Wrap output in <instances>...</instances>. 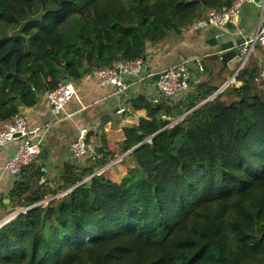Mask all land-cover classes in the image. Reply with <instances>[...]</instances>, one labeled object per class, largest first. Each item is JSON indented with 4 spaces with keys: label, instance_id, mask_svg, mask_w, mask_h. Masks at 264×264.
Wrapping results in <instances>:
<instances>
[{
    "label": "trees",
    "instance_id": "obj_1",
    "mask_svg": "<svg viewBox=\"0 0 264 264\" xmlns=\"http://www.w3.org/2000/svg\"><path fill=\"white\" fill-rule=\"evenodd\" d=\"M234 0H0V122L36 104L66 78L114 61L147 59L152 45L192 28L207 7ZM41 21L12 31L30 14ZM234 80L200 71L177 99L138 108L116 158L66 162L42 180L25 167L0 195V264H264V48ZM253 53V52H252ZM86 180V181H85ZM8 197L10 202H4ZM13 208V211H8Z\"/></svg>",
    "mask_w": 264,
    "mask_h": 264
},
{
    "label": "crops",
    "instance_id": "obj_2",
    "mask_svg": "<svg viewBox=\"0 0 264 264\" xmlns=\"http://www.w3.org/2000/svg\"><path fill=\"white\" fill-rule=\"evenodd\" d=\"M259 1L243 4L238 19L230 27L228 25L224 29L210 27L202 31L190 27L181 35H172L163 43L150 46L148 53L152 56H147L142 77L130 78V86L126 90L117 91L113 87L101 85L97 71L91 69L80 80L70 81L76 88V95L67 105V111L73 115L71 118L62 117L57 120L44 139L42 150H46L43 159L47 169L45 179L57 177L66 162L82 164L86 162L87 159L75 158L69 149V143L75 137L78 127H88V142L94 150L105 148L107 151L116 153L115 159L97 171L107 170L113 180L121 179L127 172V166L122 160L127 153L118 154L120 142L125 140L127 128L137 126L141 118L148 117L147 109L138 108L137 104L142 97L148 98L152 103L151 99L156 94V86L151 73L185 62L188 63L196 80L200 76V64H207V69H219L221 64L213 56H219L220 49L211 47L207 39L221 32H225L227 38L232 39L238 35L241 26L244 29V38L254 36L260 24ZM196 59L200 62L197 63ZM222 64L227 68L223 75H228L232 71L231 68L223 62ZM122 107L125 110L119 113L118 110ZM22 109L21 112L27 117L31 126L52 117L46 93L36 104L22 107ZM15 147L14 143L0 147V195H7L18 178L4 171L3 168L5 160ZM4 202L8 203L10 199L4 198ZM2 210L0 205V212ZM8 211H13V208H9Z\"/></svg>",
    "mask_w": 264,
    "mask_h": 264
},
{
    "label": "built area",
    "instance_id": "obj_3",
    "mask_svg": "<svg viewBox=\"0 0 264 264\" xmlns=\"http://www.w3.org/2000/svg\"><path fill=\"white\" fill-rule=\"evenodd\" d=\"M254 2L256 0H234L231 6L207 7L203 12V16L193 22L192 29L197 31L210 27L224 29L226 25L236 20L243 4ZM258 43H261L264 48V26L261 22L254 36L243 37L238 49L239 62L236 63L233 75L228 79L224 87H227L234 80L235 75L247 64ZM147 54L149 57L152 56L150 53ZM196 61L197 63L200 62L199 59H196ZM145 62L146 59L143 57L132 60L119 59L110 65L98 68L96 71L100 84L113 87L117 91L126 90L130 86V78L142 77ZM199 70H204L203 65H199ZM151 75L154 77L156 86V94L151 99L152 103H159L162 99H177L181 97L191 90L192 79H194L188 63L185 62L158 69ZM75 95L76 88L72 82H61L58 87L46 92L51 119L31 126L27 117L21 112L8 120L0 122V147L12 143L16 144L13 152L4 162V171L18 177L25 167L41 163L40 152L42 151L44 139L50 133L57 120L62 117H72L73 114L67 111V105ZM124 110L125 108L122 107L118 112L120 113ZM88 132V127H78L75 137L69 143V149L77 159L92 158L97 160L101 155L89 144ZM43 172L42 180H45L47 169L43 168ZM100 172L97 171L96 174ZM16 214H12L1 221L0 225L15 217Z\"/></svg>",
    "mask_w": 264,
    "mask_h": 264
},
{
    "label": "water",
    "instance_id": "obj_4",
    "mask_svg": "<svg viewBox=\"0 0 264 264\" xmlns=\"http://www.w3.org/2000/svg\"><path fill=\"white\" fill-rule=\"evenodd\" d=\"M259 6V10H260V22L261 24L264 26V0H260L258 3ZM44 12L40 11L39 13H37L36 15H29L25 20H22L19 24V26L14 29L11 33L12 36L14 37H23L26 39L28 45H29V37L25 36L23 34V28L31 22H36V21H41L42 17H43ZM238 19V17L236 18V20ZM235 20V21H236ZM232 23H229L228 26L230 27ZM240 32L238 33V35L232 39H228L225 32H221L216 36H213L209 39H207V43L211 46V47H218L219 50V57L221 59V61L225 64L228 65L231 70H234V65L239 62V55H238V50L237 48L239 47V45L241 44L242 40H243V33H244V29L241 26L240 27ZM70 81L69 78H66L65 80H63V83H68ZM225 87H222L220 91H222ZM23 109L21 108V111ZM147 140H145L144 142L140 143L139 145H137L136 147L130 149L127 154L131 153L132 151H134L136 148H138L139 146H141L142 144H144ZM46 155V150H42L40 152V158H41V163L43 162V159L45 158ZM86 181V180H85Z\"/></svg>",
    "mask_w": 264,
    "mask_h": 264
},
{
    "label": "rangeland",
    "instance_id": "obj_5",
    "mask_svg": "<svg viewBox=\"0 0 264 264\" xmlns=\"http://www.w3.org/2000/svg\"><path fill=\"white\" fill-rule=\"evenodd\" d=\"M262 56L263 55L259 49H255L251 54V58H257V59L259 58L260 60H262Z\"/></svg>",
    "mask_w": 264,
    "mask_h": 264
}]
</instances>
